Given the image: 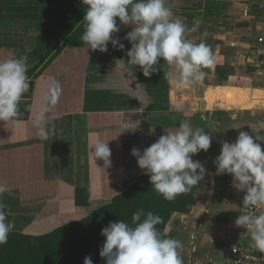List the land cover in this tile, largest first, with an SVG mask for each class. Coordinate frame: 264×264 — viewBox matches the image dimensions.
Wrapping results in <instances>:
<instances>
[{
	"label": "crops",
	"instance_id": "crops-1",
	"mask_svg": "<svg viewBox=\"0 0 264 264\" xmlns=\"http://www.w3.org/2000/svg\"><path fill=\"white\" fill-rule=\"evenodd\" d=\"M78 1L0 0V60L27 56V70L34 67L64 37L56 23L67 21L71 5ZM259 1L166 0L174 16L188 26L186 38L203 40L214 60L203 69L207 76L202 83L181 90L171 85V70L159 61L165 72L159 81L166 91L164 112L146 111V90L155 92V76L144 77L138 66L127 73L120 67L131 48L124 37L133 26L117 20L120 31L114 38L124 44L123 50L111 43L105 53L88 46L66 47L35 81L28 119L18 125L0 122V183L9 189L0 199L7 205L8 219L15 222L13 231L46 234L81 220L125 191L144 174L131 150L142 152L158 139L151 129H156L159 115L156 123L163 117L170 126L186 120L213 136L205 158L199 159L207 174L197 203L187 214H172L164 234L183 243V264H222L227 249L237 243L235 220L244 211V193L232 187L230 175L215 174L214 160L221 141L233 142L240 131L254 136L264 123V71L252 68L248 60L263 32ZM52 81L61 86L55 105L47 99ZM177 103L183 105L180 112ZM41 117L47 139L35 125ZM149 120L152 124H145ZM97 139L109 142L107 169L90 155ZM249 245L247 264H264V253L256 251L251 240Z\"/></svg>",
	"mask_w": 264,
	"mask_h": 264
},
{
	"label": "clouds",
	"instance_id": "clouds-1",
	"mask_svg": "<svg viewBox=\"0 0 264 264\" xmlns=\"http://www.w3.org/2000/svg\"><path fill=\"white\" fill-rule=\"evenodd\" d=\"M86 6L82 25L81 41L89 49L101 53L108 50L109 43L119 50L124 44L114 35L121 25H131L132 30L124 37L131 44L120 67L127 73L139 67L144 77L157 71L159 61L163 60L171 85L181 90L202 83L207 73L203 69L212 66L213 55L209 45L203 40L187 39L189 31L179 18L174 16L166 0H81ZM193 28L191 31H195ZM27 76V56L0 60V122L13 125L22 123L19 119V104L29 89ZM61 93L58 81H52L50 104L55 105ZM175 110L180 112L183 105L177 103ZM237 117L233 115L232 120ZM39 136L47 139L43 117L35 121ZM241 128V127H240ZM236 128V129H240ZM155 129H151L154 132ZM154 143L142 152L136 148L131 155L137 165L149 177L150 190H155L165 200L172 201L177 196L192 191L205 178L207 170L193 156L211 147L213 136L202 127H193L182 120L174 130H164ZM253 132V131H252ZM264 123L258 125L250 135L240 131L233 142L221 141L219 155L214 160L216 175H230L232 187L243 192L241 209H260L264 207ZM98 135V134H93ZM90 155L102 160L104 168L111 166L109 142L97 139L91 146ZM9 189L0 183V197ZM7 205L0 199V245L8 242L15 222L8 219ZM142 217H144L142 219ZM162 217L143 208L132 214L131 225L124 220L110 222L101 230L104 242L99 255L105 264H183L179 250L183 243L175 238H166L158 231L157 225ZM235 226L243 228L256 251L264 253V211H241ZM84 264H93L91 257H85Z\"/></svg>",
	"mask_w": 264,
	"mask_h": 264
},
{
	"label": "trees",
	"instance_id": "trees-1",
	"mask_svg": "<svg viewBox=\"0 0 264 264\" xmlns=\"http://www.w3.org/2000/svg\"><path fill=\"white\" fill-rule=\"evenodd\" d=\"M70 10V18L67 21L56 23V28L65 32L64 37L34 67L27 70L30 86L19 104L21 121H26L29 117L35 81L44 70L66 47H87L80 39L84 31L81 23L86 6L80 0L73 3ZM156 67L157 71L151 75L155 76V92L152 89L146 90L148 113L168 110L166 91L163 83L159 84L165 72L162 65ZM155 118L161 121L159 115ZM156 120L155 128L160 129L161 135L165 134L164 130H174L180 123L175 121L170 126L167 117H163L161 123H156ZM201 158H205L203 151L193 156L194 160ZM200 185L201 183L193 187L191 192L168 201L155 190H150L149 177L142 174L125 191L97 205L88 216L81 220L68 222L38 236L12 231L8 242L0 245V264H84L85 257H91L93 264H105V260L99 255L105 239L101 236V230L110 222L121 219L131 225L132 214L143 208L145 213L151 211L162 217L163 222L156 227L166 237L164 231L171 215L190 212L191 207L197 203L196 196Z\"/></svg>",
	"mask_w": 264,
	"mask_h": 264
},
{
	"label": "built area",
	"instance_id": "built-area-1",
	"mask_svg": "<svg viewBox=\"0 0 264 264\" xmlns=\"http://www.w3.org/2000/svg\"><path fill=\"white\" fill-rule=\"evenodd\" d=\"M259 7L264 12V0L259 1ZM262 33L256 38L257 46L251 49L249 53V64L252 68L264 71V25L262 26ZM264 207L260 209H244L245 212L263 211ZM250 237L245 233L243 228H239L237 233V243L227 249V258L222 264H247L250 262L251 246L249 245Z\"/></svg>",
	"mask_w": 264,
	"mask_h": 264
},
{
	"label": "rangeland",
	"instance_id": "rangeland-1",
	"mask_svg": "<svg viewBox=\"0 0 264 264\" xmlns=\"http://www.w3.org/2000/svg\"><path fill=\"white\" fill-rule=\"evenodd\" d=\"M145 124H147V125H151L152 124V120H149V121H147V122H145ZM159 131V134L157 133ZM261 133H263V132H261ZM153 135L155 136V137H160L161 135H160V129L159 128H156L155 130H154V132H153ZM20 212H24V211H20ZM28 217V216H27Z\"/></svg>",
	"mask_w": 264,
	"mask_h": 264
}]
</instances>
